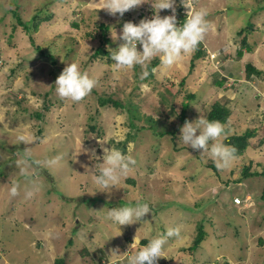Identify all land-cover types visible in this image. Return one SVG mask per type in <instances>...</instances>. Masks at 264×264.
I'll return each instance as SVG.
<instances>
[{
    "label": "rangeland",
    "instance_id": "obj_1",
    "mask_svg": "<svg viewBox=\"0 0 264 264\" xmlns=\"http://www.w3.org/2000/svg\"><path fill=\"white\" fill-rule=\"evenodd\" d=\"M178 6L198 30L181 39ZM216 102L230 134L255 131L241 156L206 140ZM249 164L264 171V0H0V264H264Z\"/></svg>",
    "mask_w": 264,
    "mask_h": 264
},
{
    "label": "trees",
    "instance_id": "obj_2",
    "mask_svg": "<svg viewBox=\"0 0 264 264\" xmlns=\"http://www.w3.org/2000/svg\"><path fill=\"white\" fill-rule=\"evenodd\" d=\"M182 6H178L176 8V14L178 17L182 18V19H174L172 21L170 30H169V35L177 37V39H181L184 35V33L187 31L185 28V23H187L188 26V20L186 18V14H184V11L182 10ZM17 22L19 25H23V29L29 33L30 40L31 42L36 45V39L35 37L31 34V23L24 21L21 16L19 14H17V12H13ZM33 22V21H31ZM178 23H183V27L182 28H178L177 24ZM35 26V30H38V25H34ZM102 28L105 30V32L108 30V25L105 24H101ZM250 27L253 28V25L250 24ZM103 45L99 46V48L96 50L95 52V56H112V52L107 51L106 49H104V45L106 43H108V38L106 36V33L104 34V38H103ZM242 44L244 46H246V49L250 52L252 50V46L248 43V38L245 35L242 39ZM204 52L202 51V49H199L196 53V58H200L202 56ZM240 55H243L244 52L243 50L239 51ZM111 61V59H110ZM160 63L159 61H155L152 65L149 66V69L151 71L152 74V70L155 68V66H158ZM195 67V61L194 59L191 62V72L193 71ZM246 73L248 77H251L252 75H261L262 74V70L258 69L253 63H247L246 64ZM216 84L219 85H223L224 81L221 82H217ZM195 94L194 93H190L187 95V99L184 101L183 103V119H187L186 116V110H188L189 108V101L193 98H195ZM56 100H61L60 97L56 98ZM108 105L113 106V108L115 107H123V104L115 99L109 98V99H102L101 100V106H106L108 107ZM41 114H38V117H41ZM230 116H231V110L224 106L223 104L216 102L212 109L210 110V112L208 113L207 116V122L209 125V129H208V133L206 135V140L210 141L212 139V136L215 134L218 135H223L225 136L223 139V144L226 146V152L229 156L231 157H235V156H241L243 155V153L245 152V150L250 146V141L249 139L251 137L254 136L255 131L254 130H247L241 134H230V127H228V123L230 120ZM209 167H211L214 171H216V166L214 164L209 165ZM250 168H251V164H249L248 166L244 167V176H258L260 174L264 175V171L262 173L255 171V172H250ZM112 206V205H110ZM206 235V232L204 230V226H200L199 232H198V238L195 240L194 245H193V249H196L200 243L204 240ZM55 264H65L64 261H62L60 258L57 259V261L55 262Z\"/></svg>",
    "mask_w": 264,
    "mask_h": 264
},
{
    "label": "crops",
    "instance_id": "obj_3",
    "mask_svg": "<svg viewBox=\"0 0 264 264\" xmlns=\"http://www.w3.org/2000/svg\"><path fill=\"white\" fill-rule=\"evenodd\" d=\"M188 31H190V33L192 34V33H195V32L197 33L198 30L196 31L195 27L190 28V26H189L188 29H187V32ZM3 262H4L3 264H13V263L9 262L6 259Z\"/></svg>",
    "mask_w": 264,
    "mask_h": 264
},
{
    "label": "clouds",
    "instance_id": "obj_4",
    "mask_svg": "<svg viewBox=\"0 0 264 264\" xmlns=\"http://www.w3.org/2000/svg\"><path fill=\"white\" fill-rule=\"evenodd\" d=\"M172 21H173V20H172ZM182 25H183V23H180V26H181V27H178V28H182V27H183ZM177 26H178V24H177Z\"/></svg>",
    "mask_w": 264,
    "mask_h": 264
},
{
    "label": "built area",
    "instance_id": "obj_5",
    "mask_svg": "<svg viewBox=\"0 0 264 264\" xmlns=\"http://www.w3.org/2000/svg\"><path fill=\"white\" fill-rule=\"evenodd\" d=\"M178 27H181V26H180V23H178Z\"/></svg>",
    "mask_w": 264,
    "mask_h": 264
},
{
    "label": "bare ground",
    "instance_id": "obj_6",
    "mask_svg": "<svg viewBox=\"0 0 264 264\" xmlns=\"http://www.w3.org/2000/svg\"><path fill=\"white\" fill-rule=\"evenodd\" d=\"M263 6V5H262Z\"/></svg>",
    "mask_w": 264,
    "mask_h": 264
}]
</instances>
